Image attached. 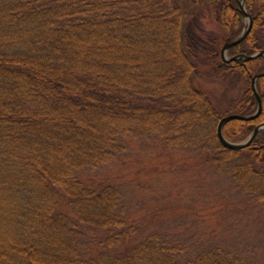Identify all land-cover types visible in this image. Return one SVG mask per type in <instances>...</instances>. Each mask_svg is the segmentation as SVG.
<instances>
[{
	"label": "trees",
	"instance_id": "16d2710c",
	"mask_svg": "<svg viewBox=\"0 0 264 264\" xmlns=\"http://www.w3.org/2000/svg\"><path fill=\"white\" fill-rule=\"evenodd\" d=\"M245 7L252 28L229 55L264 50V0ZM201 13L215 19L222 40L243 31L236 0H0V264H236L220 251L183 263L152 237L131 245L118 191L79 176L126 159L131 142L153 140L215 148L222 173L264 196V130L239 151L216 137L224 115L256 112L251 80L264 71V56L223 62L219 37L197 42L187 24ZM199 47L211 78L230 72L243 81L222 115L193 86ZM256 87L260 115L226 123L227 140H244L264 123V77ZM61 197L75 221L57 210Z\"/></svg>",
	"mask_w": 264,
	"mask_h": 264
},
{
	"label": "rangeland",
	"instance_id": "374dc122",
	"mask_svg": "<svg viewBox=\"0 0 264 264\" xmlns=\"http://www.w3.org/2000/svg\"><path fill=\"white\" fill-rule=\"evenodd\" d=\"M197 16L196 19L188 16L187 21V24L192 22L190 29L198 31H194L196 41L205 40L204 34H213L219 37L221 49L227 41L237 39L249 22L243 15V31L233 39L222 40L225 33L212 16L202 13ZM198 51L200 75L193 79V86L206 93L222 115L228 104L226 100L240 92L243 81L229 71L221 77L224 80L211 78L207 72L210 63L202 55L205 49L199 47ZM228 57L231 55L227 54ZM227 115L230 114L224 116ZM124 156L126 159L123 157L95 171L83 170L79 176L89 185L108 182L118 191L117 208L125 213L124 230L131 245L141 242V238L152 237L177 249L183 263L195 261L204 252L220 251L236 264H264V196L246 191L222 173L212 161L213 156L218 158V150L203 153L190 146L173 148L143 140L129 143ZM57 210L75 221V211L62 197ZM96 235L102 239L108 233Z\"/></svg>",
	"mask_w": 264,
	"mask_h": 264
},
{
	"label": "water",
	"instance_id": "95a60500",
	"mask_svg": "<svg viewBox=\"0 0 264 264\" xmlns=\"http://www.w3.org/2000/svg\"><path fill=\"white\" fill-rule=\"evenodd\" d=\"M244 3H245V0L239 2V9L243 13L244 17L249 19L248 20L249 21L248 26L237 39H235L233 41H227L225 43V45L223 46V48L221 50V58L224 62L234 61V60H238V59H244V60L249 61V60H254L258 57L264 56V51H260L258 53L252 54V55H243L242 54V55L232 56L229 59L226 58L227 51L231 47L240 44L247 37V35L249 34V32L252 28V18H251V15L245 10ZM261 77H264V72L255 75L251 80V89H252V91L256 97V101H257L256 112L252 115H249V116H244V115H239V114H230V115L222 117L219 120V122L217 124V128H216V137H217V140L220 143V145L222 147H224L225 149H228L231 151H239V150H242L244 148H247L251 145L253 139L258 134V132H260L261 130H264V123L259 124L257 127H255V129L252 131V133L249 135V137L245 141L240 142V143H234V142L227 140L223 134V127L226 123L233 121V120L250 121V120L257 118L260 115L261 110H262V100H261V97H260V95L257 91V88H256V81H257V79H259Z\"/></svg>",
	"mask_w": 264,
	"mask_h": 264
},
{
	"label": "flooded vegetation",
	"instance_id": "af4514ba",
	"mask_svg": "<svg viewBox=\"0 0 264 264\" xmlns=\"http://www.w3.org/2000/svg\"><path fill=\"white\" fill-rule=\"evenodd\" d=\"M231 1V0H230ZM236 1H243V0H236ZM245 1H247V0H245ZM257 1V0H256ZM262 1V0H261ZM231 56H233V55H231Z\"/></svg>",
	"mask_w": 264,
	"mask_h": 264
}]
</instances>
